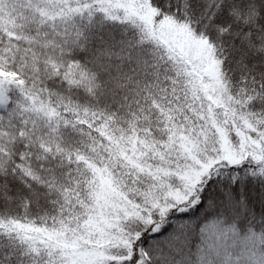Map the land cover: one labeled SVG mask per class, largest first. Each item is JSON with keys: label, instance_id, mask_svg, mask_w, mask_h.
Listing matches in <instances>:
<instances>
[{"label": "snow or ice", "instance_id": "snow-or-ice-1", "mask_svg": "<svg viewBox=\"0 0 264 264\" xmlns=\"http://www.w3.org/2000/svg\"><path fill=\"white\" fill-rule=\"evenodd\" d=\"M0 264H264V0H0Z\"/></svg>", "mask_w": 264, "mask_h": 264}]
</instances>
